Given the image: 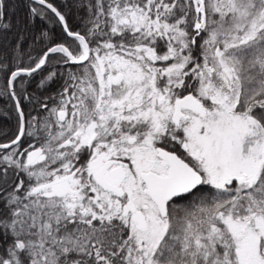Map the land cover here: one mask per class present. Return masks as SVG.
<instances>
[{"label": "snow or ice", "instance_id": "6c2138e0", "mask_svg": "<svg viewBox=\"0 0 264 264\" xmlns=\"http://www.w3.org/2000/svg\"><path fill=\"white\" fill-rule=\"evenodd\" d=\"M25 6L12 33L0 0V264H264V0Z\"/></svg>", "mask_w": 264, "mask_h": 264}, {"label": "trees", "instance_id": "16d2710c", "mask_svg": "<svg viewBox=\"0 0 264 264\" xmlns=\"http://www.w3.org/2000/svg\"><path fill=\"white\" fill-rule=\"evenodd\" d=\"M54 2L57 5H60L64 2V0H54ZM11 3L15 6L16 11L12 14V23L14 25L13 29H12V33H15L18 29L15 27L16 24V20L17 18H24L27 14V7L26 5V0H11ZM73 19L75 20V13L73 16ZM48 26V27H52V24L50 21H41V20H35L33 22V24L29 25V37H31V35L33 34H37L39 29ZM55 31L58 33L59 32V28H55ZM12 33H9V38H11ZM28 43H31V39L29 38ZM7 98H3L2 101H0V107L3 106V102H6ZM11 123L14 124V121H12Z\"/></svg>", "mask_w": 264, "mask_h": 264}]
</instances>
